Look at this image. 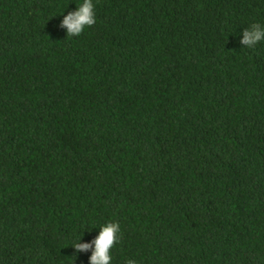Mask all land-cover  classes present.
Wrapping results in <instances>:
<instances>
[{
	"label": "trees",
	"instance_id": "1",
	"mask_svg": "<svg viewBox=\"0 0 264 264\" xmlns=\"http://www.w3.org/2000/svg\"><path fill=\"white\" fill-rule=\"evenodd\" d=\"M0 0V264H264V0Z\"/></svg>",
	"mask_w": 264,
	"mask_h": 264
},
{
	"label": "clouds",
	"instance_id": "2",
	"mask_svg": "<svg viewBox=\"0 0 264 264\" xmlns=\"http://www.w3.org/2000/svg\"><path fill=\"white\" fill-rule=\"evenodd\" d=\"M94 8V0H80L74 10L63 15L59 26L65 29L68 36H79L85 27L96 22ZM261 41H264V25L253 23L241 30L239 43L242 46L252 48ZM82 232L70 244L74 252H90L88 264H111L113 259L111 250L119 242L121 233L119 222L105 221L99 226L97 234L88 241L81 240ZM126 264H137V261L128 259Z\"/></svg>",
	"mask_w": 264,
	"mask_h": 264
}]
</instances>
